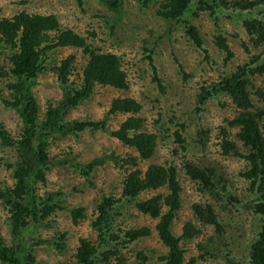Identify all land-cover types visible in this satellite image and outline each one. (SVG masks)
Here are the masks:
<instances>
[{
    "label": "trees",
    "instance_id": "obj_1",
    "mask_svg": "<svg viewBox=\"0 0 264 264\" xmlns=\"http://www.w3.org/2000/svg\"><path fill=\"white\" fill-rule=\"evenodd\" d=\"M101 1L109 11L119 13L125 0ZM132 1L140 7L151 6L166 22H179L184 27V36L205 53L206 59L213 58H209V50L193 19L202 13L214 18L216 33L212 39L223 56L222 66L215 78L198 87L196 109H201L207 100L220 97L231 105L232 115L215 128L212 145L219 157L241 160L240 193L216 158L190 152L182 134L185 126L175 122L174 117L165 122L156 113L152 126L146 127L145 118L140 115L141 104L124 93L128 82L118 55L102 52L88 43L86 37L62 27L54 14L20 10L11 17L0 18V48L9 51L0 64V77L5 80L8 95L0 96V100L16 113L20 124L12 136L0 123V144L13 151L12 161L6 164L11 183L0 184L3 214L0 213V225L4 216L10 237L6 242L0 231V264H37L34 248L42 243L54 246L58 252L65 250L64 232L56 231L50 237L39 235V238L32 233L34 242L30 246L24 236L29 230L51 229L56 210L68 209L74 224L86 217L85 207L67 208L61 198L63 193L49 189L46 175L65 166L88 179L106 159L121 171L119 189L101 193L94 209L95 217L90 221L95 239L79 238L70 264H106L111 260L126 264L131 257L134 264H199L220 257L225 264H264V0ZM223 15L235 21L245 35L239 40L245 58L234 64H231L234 53L226 41L227 30L218 22ZM232 35L238 36L236 32ZM60 48L81 50L85 63L77 69L74 55L58 59ZM179 68L182 73L180 65ZM152 69V78L161 88V80L153 66ZM47 70L58 83L60 97L48 101L41 113L33 88L38 76ZM98 88L119 92L109 102L104 117L68 119L70 110L91 98ZM118 115L124 118L115 129L110 128V121ZM83 131L109 133L128 149L126 157L112 152L80 163L72 148L62 149L57 145L60 138L67 135L77 138ZM209 139L207 130L196 131V143L202 148ZM158 142L165 143L170 151L168 155L161 162L140 165L155 155ZM54 148L57 152H53ZM181 179L193 183L204 197L189 206L190 217L183 221L177 236L172 225L182 209ZM239 206L250 209L251 219L258 224L241 255L231 247L227 226L220 216L221 211H237ZM131 209L154 220L153 228L128 226L123 216L125 213V217L131 216L128 214ZM207 228L211 229L210 234ZM154 231L164 248L162 253L154 248H137L130 255L123 253L127 246ZM189 242L194 243L196 256L186 255Z\"/></svg>",
    "mask_w": 264,
    "mask_h": 264
},
{
    "label": "rangeland",
    "instance_id": "obj_2",
    "mask_svg": "<svg viewBox=\"0 0 264 264\" xmlns=\"http://www.w3.org/2000/svg\"><path fill=\"white\" fill-rule=\"evenodd\" d=\"M20 10L28 13L54 14L62 27L70 28L86 37L88 43L100 51L118 55L128 82V89L124 93L141 104L140 115L145 118L146 127L152 126L153 120L157 118L156 113H159L165 122H168L171 116L174 117L175 122H181L185 126L182 134L190 152L196 156L209 154L216 158L224 167L233 186L238 188L236 192L240 193L239 188H242V184L238 170L242 167L241 160L238 157H219L212 145L215 140V128L225 124V119H229L232 115L231 105L225 98L220 97L209 99L201 109H196L195 100L198 87L206 84L209 79L215 78L218 73L217 69L222 66L223 56L213 44L212 38L216 30L212 16L202 13L198 18L193 19L205 47L209 50V58H213L206 59L205 53L184 36V27L179 22H166L155 14L151 6L140 7L132 0H125L119 13L109 11L101 0H0V18L11 17ZM218 22L222 29L227 30L226 41L234 53L231 64L244 59L245 53L239 44L240 37H245L243 30L241 31L239 26L235 25V21L224 15ZM88 32H93V34L90 35ZM232 32H236L238 36L234 37ZM69 54L75 56L77 69L85 63L86 57L81 50L74 48H60L56 57L60 59ZM7 55L9 51L0 48V64ZM147 56H150L151 61ZM179 65L182 73L179 71ZM152 66L155 68L158 79L161 80V88L152 78L154 75ZM260 82L261 79H258L257 83ZM33 90L41 113L44 112L48 101H55L60 97L58 83L49 70L38 76ZM118 94L119 92L113 88H98L91 98L70 110L67 118L102 119L109 102ZM7 95L5 80L0 77V96L6 98ZM123 118L121 115L113 118L109 124L110 128L115 129ZM0 123L12 136L18 132L20 127L16 113L5 107L1 100ZM200 128L207 130L210 136L203 148L195 140L196 131ZM57 145L62 149L72 148L76 154H74L76 161L80 163L112 152L125 158L128 153L127 148L104 131H83L77 138L67 135L57 140ZM53 152H57V148H54ZM169 152L164 142H158L155 155L140 165L161 162ZM12 157L13 151L0 144V184L11 183V173L6 164L12 161ZM174 163L178 166L176 159ZM121 177V171L109 159L95 167L88 179L65 166L57 167L47 173L49 189L63 193L61 198H64L67 208L85 207L86 217L74 224L71 222L68 209L56 210L52 215L55 219L51 229L45 227V229L40 228L39 231H26L24 236L29 246L34 242V238L30 236L32 233L36 238H39V235L50 237L56 231L66 234V246L63 251L58 252L54 246L46 243L34 248L37 264H70L73 262L71 253L78 244V239L86 237L95 239V232L90 227V221L95 217L94 209L98 198L101 193L116 192L119 189ZM181 180L183 181L182 209L172 225L173 233L177 236L181 233L183 221L190 217L189 206L194 201H201L204 197L189 180ZM245 195L247 197L246 193ZM0 213L3 215L1 211ZM125 214L123 218L128 226L145 225L153 228L155 224L154 220L139 215L134 209L128 211L131 216L125 217ZM220 216L227 226L231 247L239 255L244 254L248 243L258 230V224L251 219L250 209L239 206L237 211H221ZM0 231L6 242H9V226L4 216H2ZM206 232L210 234L211 229L207 228ZM127 248L123 251L126 255L134 253L137 248H154L157 253L164 251L155 231ZM186 248L187 256H196L194 243L189 242ZM106 264H115V262L111 260ZM126 264H134V259L131 257ZM199 264H225V262L220 257L208 258Z\"/></svg>",
    "mask_w": 264,
    "mask_h": 264
}]
</instances>
